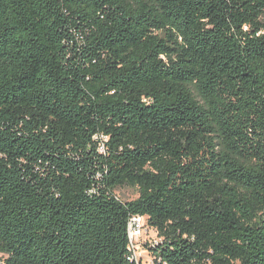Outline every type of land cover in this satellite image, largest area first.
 <instances>
[{
  "label": "trees",
  "instance_id": "16d2710c",
  "mask_svg": "<svg viewBox=\"0 0 264 264\" xmlns=\"http://www.w3.org/2000/svg\"><path fill=\"white\" fill-rule=\"evenodd\" d=\"M135 214L264 264V0H0V264H143Z\"/></svg>",
  "mask_w": 264,
  "mask_h": 264
},
{
  "label": "rangeland",
  "instance_id": "374dc122",
  "mask_svg": "<svg viewBox=\"0 0 264 264\" xmlns=\"http://www.w3.org/2000/svg\"><path fill=\"white\" fill-rule=\"evenodd\" d=\"M138 194V189L129 185L117 187L115 190V195L122 201L134 199L138 196ZM157 239V235L153 231L148 232L139 239L138 245L134 248L135 257L138 261L143 264H151L152 260L144 248V243H150L156 241Z\"/></svg>",
  "mask_w": 264,
  "mask_h": 264
},
{
  "label": "built area",
  "instance_id": "2783aa9c",
  "mask_svg": "<svg viewBox=\"0 0 264 264\" xmlns=\"http://www.w3.org/2000/svg\"><path fill=\"white\" fill-rule=\"evenodd\" d=\"M151 230L146 223L144 216L135 214L131 215L127 221V238H128V249L131 251L132 256L135 257L134 248L138 245L139 239L147 234ZM154 232V231H153ZM155 233V232H154ZM137 260V259H136ZM152 264V262H151Z\"/></svg>",
  "mask_w": 264,
  "mask_h": 264
}]
</instances>
